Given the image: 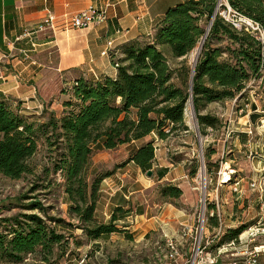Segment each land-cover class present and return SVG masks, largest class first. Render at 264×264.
Segmentation results:
<instances>
[{"label":"trees","instance_id":"16d2710c","mask_svg":"<svg viewBox=\"0 0 264 264\" xmlns=\"http://www.w3.org/2000/svg\"><path fill=\"white\" fill-rule=\"evenodd\" d=\"M227 2L264 29V0ZM216 4L217 0H181L169 7L154 22L150 37L125 42L118 52L110 53L114 76L64 71L62 90L68 98L62 101L60 113L48 109L52 101H41L44 108L37 113L0 93V175L10 179L36 176L31 192L61 186L70 218L49 216V207L37 197L20 204L37 212L0 219L1 262L20 264L33 255L41 264H60L69 247L65 228L79 229L92 240L114 233L132 239L130 232L117 225L131 212L143 211L130 208L129 200L114 208L108 222L97 218L102 182L112 172L94 168L95 151L136 142L127 163L147 172L153 167L158 141L189 131L185 110L190 100L203 134L207 127L221 126L217 117L202 113L209 104L240 95L239 102L246 97L242 91L251 79H264V39L224 20ZM207 25L209 31L192 72L185 57L202 40ZM251 107L256 110L254 104ZM40 150L45 160L37 174L31 161ZM166 172L167 167L157 170L158 191L163 199L179 198V187L159 183ZM57 174L62 177L60 183L55 181ZM243 230L244 226L229 229L223 241L237 238ZM122 254L118 252L108 264L123 261Z\"/></svg>","mask_w":264,"mask_h":264},{"label":"rangeland","instance_id":"374dc122","mask_svg":"<svg viewBox=\"0 0 264 264\" xmlns=\"http://www.w3.org/2000/svg\"><path fill=\"white\" fill-rule=\"evenodd\" d=\"M205 28L207 34L208 25ZM205 35L203 38H206ZM201 42L185 57L188 64H193L194 52ZM63 76V71L48 70L44 72L43 79L32 83L37 100L45 103L52 101L48 109L57 113L62 110V101L68 98V94L62 90ZM242 92L246 97L239 102L240 95L234 100L211 103L202 111L221 120L219 128L207 127L203 134L199 132L192 106L187 104L185 122L189 131L156 143L151 176H147V172L137 171L133 163H127L138 144L95 151L92 155L94 168L103 173L112 172L102 182L107 193L113 188L116 193L128 194L139 185L136 178L149 184L148 188L129 196V207L147 210V216L138 217L137 224L151 218L149 220L156 226L145 234L146 228L143 227L132 231V239L114 233L97 240L87 238L79 229L61 228L69 237V247L67 256L60 264H108V260L115 259L118 252L123 253V261L112 264H162L161 249L165 236L157 223L176 217L182 218L181 223L197 221L205 198L207 209L218 208L224 224L232 226L231 229L256 226L261 233L254 243L264 245V79H251ZM251 104L255 105V111ZM251 113L257 114V117L251 118ZM207 151H211L209 157L205 156ZM44 155L40 150L31 161L37 174L45 160ZM162 167H167V172L159 183L179 187L182 190L179 198L161 197L157 188V170ZM36 180L37 177L33 175H25L20 179L0 175V219L17 213L37 212L19 206L35 197L49 207V216L70 219L68 202L61 186L52 185L31 192ZM55 181H62L60 174L55 175ZM129 215L132 216L122 219L117 225L135 224V213ZM177 226L179 229L181 224ZM0 264L12 263L0 261ZM20 264L41 263L31 255ZM260 264H264V255L260 258Z\"/></svg>","mask_w":264,"mask_h":264},{"label":"crops","instance_id":"0c3cea01","mask_svg":"<svg viewBox=\"0 0 264 264\" xmlns=\"http://www.w3.org/2000/svg\"><path fill=\"white\" fill-rule=\"evenodd\" d=\"M180 1L0 0V93L4 97L20 101L23 107H30L40 113L44 108L41 102L43 100H37L32 83L43 79L45 71L64 72L74 69L86 75L114 76L116 68L111 58L101 55L106 42L113 40L114 49L111 52L114 53V50L118 52L125 42L150 37L154 31V22L169 7ZM89 8H104L107 21L101 25L81 29L61 28L60 18L63 15ZM48 12L53 13L58 19V29L54 32L38 28ZM136 169L140 172L139 168ZM135 181L139 182V185L128 194L116 193V189L113 188L107 193L102 184L96 209V215L101 221L108 222L117 205L124 204L129 200V196L149 186L140 179L136 178ZM134 213L135 224L131 220L132 223L127 226L118 227L130 233L143 227L146 228L144 234L155 228L156 225L149 220L151 218L137 224L138 217L147 216L146 209H143L142 213ZM131 216L128 215L126 218ZM181 222L182 218L176 217L164 219L157 223V226L164 231V236L178 239L177 224Z\"/></svg>","mask_w":264,"mask_h":264},{"label":"built area","instance_id":"2783aa9c","mask_svg":"<svg viewBox=\"0 0 264 264\" xmlns=\"http://www.w3.org/2000/svg\"><path fill=\"white\" fill-rule=\"evenodd\" d=\"M216 12L235 28L253 31L261 40L264 39V29L259 23L232 9L227 0H217ZM60 20L63 29H81L101 25L107 21V17L104 8H89L63 15ZM57 21L56 16L48 12L38 28L54 32L58 29ZM113 49V40H108L101 55L109 56V51ZM202 206L197 221L180 223L178 239L165 235L161 249L162 264H260L264 245H255L254 242L261 231L256 226H249L237 238L223 241L224 235L231 228L224 224L218 208L207 209L206 198Z\"/></svg>","mask_w":264,"mask_h":264},{"label":"water","instance_id":"95a60500","mask_svg":"<svg viewBox=\"0 0 264 264\" xmlns=\"http://www.w3.org/2000/svg\"><path fill=\"white\" fill-rule=\"evenodd\" d=\"M208 27H210V26H208ZM208 31H209V28H208ZM207 31V32H208ZM207 35V34H206ZM205 35V36H206ZM203 46V45H202ZM202 46H201V49H202ZM200 55V54H199ZM199 55H198V57L197 58H195L194 60H193V64H192V72H194V68H195V65H196V63H197V61H198V59H199ZM191 106H192V101L190 100V103H189ZM192 110H193V106H192ZM194 111V110H193ZM147 176H151L152 175V170H148L147 171Z\"/></svg>","mask_w":264,"mask_h":264},{"label":"bare ground","instance_id":"6f19581e","mask_svg":"<svg viewBox=\"0 0 264 264\" xmlns=\"http://www.w3.org/2000/svg\"><path fill=\"white\" fill-rule=\"evenodd\" d=\"M204 40L205 38L202 39V42L199 44V46L197 47V49L195 50V54H194V59L198 57V55L200 54L201 52V46L203 45L204 43Z\"/></svg>","mask_w":264,"mask_h":264}]
</instances>
